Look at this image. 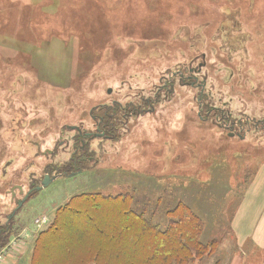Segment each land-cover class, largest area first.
I'll list each match as a JSON object with an SVG mask.
<instances>
[{
	"label": "rangeland",
	"instance_id": "rangeland-1",
	"mask_svg": "<svg viewBox=\"0 0 264 264\" xmlns=\"http://www.w3.org/2000/svg\"><path fill=\"white\" fill-rule=\"evenodd\" d=\"M202 103L227 104L239 138L200 119ZM118 106L116 139L90 141L94 161L73 171L77 132L67 128L95 133L92 117ZM45 176L57 178L36 191ZM262 192L264 0H0V225L12 230L5 247L14 243L5 264H31L59 212L96 195L126 201L82 203L91 225H68L98 242L64 243L55 257L75 249L57 264H146L156 246L141 219L166 235L188 214L209 254L193 264H261L250 231ZM42 216L50 224L37 229Z\"/></svg>",
	"mask_w": 264,
	"mask_h": 264
},
{
	"label": "trees",
	"instance_id": "trees-1",
	"mask_svg": "<svg viewBox=\"0 0 264 264\" xmlns=\"http://www.w3.org/2000/svg\"><path fill=\"white\" fill-rule=\"evenodd\" d=\"M76 201H78V205L76 204L75 206L74 203ZM124 201H126V197H101L99 195L86 197L80 196L73 199L63 210L59 212L54 222H52V225H50L47 230L39 235L38 239L35 242L34 254L31 264H57L62 259H64L62 260L63 262H68L71 259L70 254L73 252L75 247L70 252L69 250L64 252L63 256H54V254L57 253L60 248L62 250H66V247H61V245H64V243L73 242V244H83L90 249V245L98 242L95 241L94 236L86 234L80 235L78 233L79 228L76 225H74L73 227L77 230H71V227H69L68 225V223H70V219L74 216L79 220L83 219L86 224L91 225L88 217L86 216L87 211L82 203L97 205L98 203L109 204L108 202H114L115 204H123ZM81 208H84L85 212L80 211ZM124 212L130 213V211H128L127 209ZM141 221L143 229L147 228L149 230H152V232H150V235L152 236L153 244L155 243L154 245L156 246V249H154V256H152L151 259L147 260L146 264H193L197 260H202L203 257H206L205 255H209L208 248L205 247L200 240L202 225L199 222L200 220L196 216H193V214H188L180 217L177 221H172L170 224L171 227L169 226L170 229L168 230L166 235H164L165 233L162 234L161 232H159L158 225H153L152 223L149 224V222L142 219ZM97 228L101 230L102 233H104L102 227L97 226ZM180 231V239H178ZM11 232L12 230L9 229V227L6 228L0 225V248L6 246V244L8 243H6V236ZM146 233L149 234L148 232ZM68 235L72 236V239ZM174 235H176L174 237V239H176L174 241L175 245L170 247V250H166L164 238L170 239ZM90 239H92L93 241H90ZM183 251L186 253H182ZM144 260L145 259H140L136 262L138 264H143ZM92 262L94 264H100V259H94Z\"/></svg>",
	"mask_w": 264,
	"mask_h": 264
},
{
	"label": "flooded vegetation",
	"instance_id": "flooded-vegetation-1",
	"mask_svg": "<svg viewBox=\"0 0 264 264\" xmlns=\"http://www.w3.org/2000/svg\"><path fill=\"white\" fill-rule=\"evenodd\" d=\"M245 31H247L246 28H245ZM251 41H253V40H251ZM254 41H256V40L254 39ZM244 45H245L244 49L249 51L248 44H244ZM249 45L252 46L254 44L251 42V43H249ZM181 78L182 77H180V79ZM191 79H192L191 86L193 88H196L198 86L197 77L194 76V77H191ZM174 80H175V78H173L172 82H174ZM111 93H112V90L110 89L108 91V94L111 95ZM201 96H203V95H201ZM206 98L210 100V97H208V95ZM144 105H149V108L152 107V108H150V110H152V111L147 113V114H152L153 109H154L153 108L154 103L152 101L147 100ZM226 105L227 104L223 103L222 107H219V105L217 104L218 107L212 106L210 108V105H205L204 103H202L200 108H199V117L201 119L203 114L206 115V120L208 121V123L211 122L209 124H211L215 129H217V130L219 129L223 132L229 131V133H228L229 138H236V136H238V138H239L238 133L235 132L236 131L235 127L237 124L235 123V121H233V119H232L233 116L231 115V112H229V110L227 109ZM204 106L206 107V109L203 108ZM110 108L111 107H107V111H109ZM117 109H119V110H117ZM120 110H121V108H120V106H118V108H115L111 114L107 113L106 114L107 118H105V120H102V121L99 117H92L93 122H95V133H86L77 126H72V127L67 128L69 131L77 132V136L72 140L73 142H71V144L73 143L74 150H76V152L74 154V158H73V161H74L73 167H71V169L73 171H75V172L83 171L82 166L89 164L90 161H94V159L90 157V152H91V151L89 152V150H90L89 142L90 141L102 140V139L108 141L111 139L112 140L116 139V137L113 136V133L116 132L117 125H118V123H120V122H118V120L116 118L118 116V113ZM136 111H137V109H136ZM143 114H145V112H143ZM128 116L133 117L132 113H129ZM139 116L140 117L142 116L141 113ZM229 123H232V124L229 125ZM237 123L239 124L240 127H242L241 123H244L245 125H247L250 123V121L246 122L244 119L241 121V119L239 118ZM261 123H263V122H261ZM246 136H247V134L245 133V137ZM67 146H68V148H70V141H69V144H67ZM79 166H81V167L79 168ZM61 172H64V170L60 171L59 169H56V171H55V173H57V174H59Z\"/></svg>",
	"mask_w": 264,
	"mask_h": 264
},
{
	"label": "crops",
	"instance_id": "crops-1",
	"mask_svg": "<svg viewBox=\"0 0 264 264\" xmlns=\"http://www.w3.org/2000/svg\"><path fill=\"white\" fill-rule=\"evenodd\" d=\"M252 26L254 27V25ZM246 29L248 31V34L250 35V32L252 31V29L251 30L248 28ZM255 196L256 197L264 196V192H262L259 195L256 194ZM250 238H251L250 245L252 246V248H254V251L262 253L261 255H263V257H262L261 264H264V206L260 207V212L258 214L256 222L250 231ZM9 263L13 264V261H10Z\"/></svg>",
	"mask_w": 264,
	"mask_h": 264
},
{
	"label": "built area",
	"instance_id": "built-area-1",
	"mask_svg": "<svg viewBox=\"0 0 264 264\" xmlns=\"http://www.w3.org/2000/svg\"><path fill=\"white\" fill-rule=\"evenodd\" d=\"M34 224L37 229H44L50 224V220L48 217L42 216V217L37 218L34 221ZM13 245L14 243H10L8 247L0 249V264H3L5 261V258L14 251Z\"/></svg>",
	"mask_w": 264,
	"mask_h": 264
},
{
	"label": "water",
	"instance_id": "water-1",
	"mask_svg": "<svg viewBox=\"0 0 264 264\" xmlns=\"http://www.w3.org/2000/svg\"><path fill=\"white\" fill-rule=\"evenodd\" d=\"M57 177H60V176H57ZM57 177H53V178H50V176H45V178H44V181L42 182V187H37L35 190L36 191H41L44 187H46L47 186V184L49 183V182H52L53 180H55ZM31 192L32 191H30L29 193H28V195H26V197L21 201V202H19L18 203V207L16 208V210L9 216V218H8V221L10 222L13 218H14V216L16 215V213H17V211L19 210V208H21L22 206H23V204L25 203V201L29 198V195L31 194Z\"/></svg>",
	"mask_w": 264,
	"mask_h": 264
}]
</instances>
